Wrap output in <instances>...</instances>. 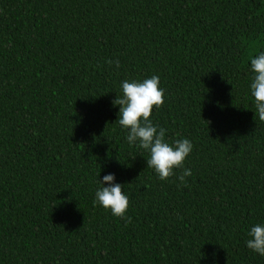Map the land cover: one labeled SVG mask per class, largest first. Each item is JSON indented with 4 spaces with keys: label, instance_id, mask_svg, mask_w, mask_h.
Instances as JSON below:
<instances>
[{
    "label": "trees",
    "instance_id": "trees-1",
    "mask_svg": "<svg viewBox=\"0 0 264 264\" xmlns=\"http://www.w3.org/2000/svg\"><path fill=\"white\" fill-rule=\"evenodd\" d=\"M261 50L264 0H0V264H264L245 245L264 221ZM154 74L153 122L194 146L184 184L116 121L120 81ZM108 173L130 220L93 204Z\"/></svg>",
    "mask_w": 264,
    "mask_h": 264
},
{
    "label": "clouds",
    "instance_id": "clouds-1",
    "mask_svg": "<svg viewBox=\"0 0 264 264\" xmlns=\"http://www.w3.org/2000/svg\"><path fill=\"white\" fill-rule=\"evenodd\" d=\"M251 80L249 92L254 101V116L264 121V50L249 57ZM115 68L120 67L119 60H107ZM120 94L112 101L118 106L117 122L126 133L125 140L131 147L148 153L146 166L153 169L162 181L175 175L181 184L192 175V170L185 167L186 158L193 151V143L188 138L166 139L167 129L154 123L151 118L154 106L159 108L164 102L165 90L160 87L159 75H151L143 80L126 78L120 81ZM99 176V175H98ZM93 204L109 210L111 215L123 220H130L126 215L129 197L123 191L121 183L116 182L115 174L108 173L97 178ZM245 245L253 253L264 257V221L252 224L247 230Z\"/></svg>",
    "mask_w": 264,
    "mask_h": 264
}]
</instances>
